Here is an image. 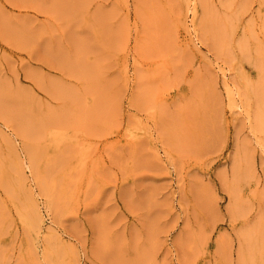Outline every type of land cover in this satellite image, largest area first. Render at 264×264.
Instances as JSON below:
<instances>
[{
    "label": "rangeland",
    "instance_id": "1",
    "mask_svg": "<svg viewBox=\"0 0 264 264\" xmlns=\"http://www.w3.org/2000/svg\"><path fill=\"white\" fill-rule=\"evenodd\" d=\"M0 264H264V0H0Z\"/></svg>",
    "mask_w": 264,
    "mask_h": 264
},
{
    "label": "bare ground",
    "instance_id": "2",
    "mask_svg": "<svg viewBox=\"0 0 264 264\" xmlns=\"http://www.w3.org/2000/svg\"><path fill=\"white\" fill-rule=\"evenodd\" d=\"M257 101H258V100H257ZM258 109H259V108H258ZM260 124H261V123H260ZM49 127H50V126H49ZM53 127H55V126H53ZM45 128H47V127H45ZM57 129H58V128H57ZM34 130H35V129H34ZM41 130H42V129H41ZM55 130H56V129H55ZM30 131H31V130H30ZM39 131H40V130H39ZM33 132H34V131H33ZM36 132H37V134H39L37 130H36ZM43 132H44V130H43ZM45 132H46V131H45ZM58 132H59V131H58ZM31 133H32V132H31ZM31 133H29L28 135H27L26 133H25V134H26L27 137H28ZM32 134H33V133H32ZM40 134H42L41 131H40ZM40 134H39V135H40ZM23 135H24V134H23ZM39 135H38V137H37V136H33V138H34V137H35V138H36V137L39 138ZM45 135H46V134H45ZM69 136H70V135H69ZM44 137H45V136H44ZM41 138H42V137H41ZM67 138H69V137H67ZM62 139H63V138H62ZM45 140H46V139H45ZM35 160H36V159H35ZM33 163H34V162H33ZM34 165H35V164H34ZM66 165H67V163L65 164V166H66ZM68 165H69V164H68ZM68 165H67V166H68ZM65 166H64V168H65ZM62 167H63V166H62ZM18 175H19V173H18ZM19 177H20V175H19ZM37 208H38V207H37ZM31 209H32V208H31ZM38 215H39V214H38ZM35 218H36V217H35ZM33 219H34V218H33ZM40 220H42V219L40 218ZM40 220H38V221H40ZM40 223H41V222H40ZM38 224H39V223H38ZM35 225H37V224H35ZM35 225H34V227H35ZM38 226H39V225H38ZM36 228H37V227H36ZM38 228H39V227H38ZM38 228H37V229H38ZM37 229H35V230H37ZM39 230H40V229H38V231H39ZM49 231H50V230H49Z\"/></svg>",
    "mask_w": 264,
    "mask_h": 264
}]
</instances>
